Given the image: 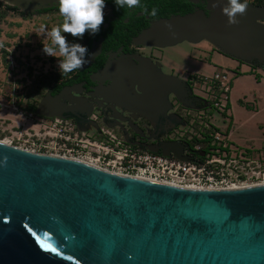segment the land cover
Segmentation results:
<instances>
[{
  "label": "water",
  "instance_id": "95a60500",
  "mask_svg": "<svg viewBox=\"0 0 264 264\" xmlns=\"http://www.w3.org/2000/svg\"><path fill=\"white\" fill-rule=\"evenodd\" d=\"M225 2L204 0L191 12L154 19L132 43L207 40L237 59L264 63V7L248 6L229 24ZM156 31L162 36L149 35ZM173 80L168 93L183 101L184 81ZM59 96L46 92L36 112L77 121L59 110ZM83 112L87 118L91 111ZM150 149L182 157L174 142ZM0 264H264V184L188 188L0 143Z\"/></svg>",
  "mask_w": 264,
  "mask_h": 264
},
{
  "label": "built area",
  "instance_id": "2783aa9c",
  "mask_svg": "<svg viewBox=\"0 0 264 264\" xmlns=\"http://www.w3.org/2000/svg\"><path fill=\"white\" fill-rule=\"evenodd\" d=\"M228 72L209 79L204 95H193L200 106H186L177 97L170 103L168 121L158 130L151 125L147 143L132 142L91 110L87 119L96 132L81 128L70 116H43L17 111L13 125L3 127L0 141L29 152L75 159L104 171L196 189L235 188L264 184V149H240L230 134L214 124V115H229L231 88ZM204 87V86H203ZM225 120L227 117L224 118ZM146 138V137H145ZM174 142L181 158L150 147Z\"/></svg>",
  "mask_w": 264,
  "mask_h": 264
},
{
  "label": "rangeland",
  "instance_id": "374dc122",
  "mask_svg": "<svg viewBox=\"0 0 264 264\" xmlns=\"http://www.w3.org/2000/svg\"><path fill=\"white\" fill-rule=\"evenodd\" d=\"M33 1V2H32ZM29 2L30 9H23L18 5L6 0H0V125L8 127L13 125V120H17V111L22 108L26 111H36V107L50 88L60 81L68 78L73 72L65 73L58 67V60L62 57L49 56L44 53L43 45L47 46L51 42L48 35L55 26L62 25L65 22L64 16L60 13L59 7H56L55 1L51 0H32ZM258 0H246L248 6H261ZM54 5L44 7L46 5ZM108 8H104V15ZM264 24V19L261 20ZM156 37L162 36L157 32ZM68 40L86 45V40L90 34L86 31L83 39L73 37L65 33ZM99 43V42H98ZM141 50L142 53L149 54L150 47L147 46ZM154 47V46H153ZM160 48L163 61L167 65L159 69L160 73L169 76V68L175 65L178 76L172 74V77L184 81L179 92L187 95L184 98L186 106H200L203 102L193 95H204L208 90L209 79H215L216 74H225L228 72L231 88V104L229 115H214V124L221 130L230 134V139L240 149L251 146L255 149H264V63L257 59L240 60L233 56L223 53L217 46L207 40L197 42L180 41L171 47ZM154 53H157L154 51ZM215 53H220L229 60L235 62L234 67L219 66L214 61ZM152 62L161 68L160 58L152 56ZM161 64V65H160ZM232 62L226 65H231ZM215 66L213 69L212 67ZM251 73L260 84L255 87L253 82L235 77L242 73ZM242 75V74H240ZM204 86V87H203ZM70 92H68L69 94ZM67 92L62 91L59 100L63 106L59 110L64 114L77 116L79 125L88 132H96L97 124L87 121L82 117L83 106L80 108L70 105L67 102ZM177 96L169 93V103L174 102ZM155 100L147 101L140 109L142 115H145ZM232 108V112H231ZM74 110V113L70 111ZM69 110V111H67ZM232 135L231 128L233 124ZM129 117V116H128ZM227 117L225 120L224 118ZM130 118V117H129ZM105 123V120L102 121ZM4 132L0 127V139Z\"/></svg>",
  "mask_w": 264,
  "mask_h": 264
},
{
  "label": "flooded vegetation",
  "instance_id": "af4514ba",
  "mask_svg": "<svg viewBox=\"0 0 264 264\" xmlns=\"http://www.w3.org/2000/svg\"><path fill=\"white\" fill-rule=\"evenodd\" d=\"M189 1L193 5V10L203 7L204 0ZM56 7H59V3ZM105 7L108 8V12L104 16H107L108 20L103 23L104 28L108 27L109 21L116 18L112 6L105 3ZM133 10L134 8L129 9L130 12ZM135 16L143 17L144 20L138 21L140 27H133V34L123 29L119 32V38L115 37L112 44L105 48L103 37L99 36L93 41H100L95 57L88 59L82 68L75 70L68 78L52 86L50 91L54 96L60 95L62 91L67 94L71 92L72 96L69 93L67 101L80 103L84 109L82 111L97 110L105 123L113 125L132 142L144 144L148 142L147 131L151 125H155L158 132L169 119L164 107L169 104L168 89L176 87L173 80L176 78L171 75L178 76V74L173 73L176 68L172 65L168 67L169 72H165L169 74L168 77L160 75L159 69L162 70V67L167 66L162 59V52L158 51L160 48L152 46L148 51L149 54H145L141 51L146 47L145 45L132 43L133 37L155 19L142 10L136 11ZM128 21L129 17L123 20L124 23ZM152 56L160 58L161 68L152 62ZM151 99L155 100L154 106L145 115L138 112ZM74 110L76 109L71 112L74 113Z\"/></svg>",
  "mask_w": 264,
  "mask_h": 264
},
{
  "label": "clouds",
  "instance_id": "9594fccd",
  "mask_svg": "<svg viewBox=\"0 0 264 264\" xmlns=\"http://www.w3.org/2000/svg\"><path fill=\"white\" fill-rule=\"evenodd\" d=\"M114 2L119 8L126 6L131 9L139 5L141 0H114ZM58 3L65 22L51 29L48 33L51 42L47 46L43 45V51L53 57L59 54L62 57L58 60L59 69L69 73L82 68L92 54L89 53L87 45L69 41L65 33L79 39H83L86 31L90 35L97 34L104 22L106 0H58ZM247 8L246 0H226L222 11L228 18V23L235 24L238 23V17L245 14ZM145 12L152 17L158 15L155 7L150 11L145 9ZM0 143H7V141H0Z\"/></svg>",
  "mask_w": 264,
  "mask_h": 264
},
{
  "label": "trees",
  "instance_id": "16d2710c",
  "mask_svg": "<svg viewBox=\"0 0 264 264\" xmlns=\"http://www.w3.org/2000/svg\"><path fill=\"white\" fill-rule=\"evenodd\" d=\"M106 3L112 6L113 14L116 18L112 21L108 22V27L104 28L103 24L100 26V31L95 35H90L86 40V45L88 49H90L91 44L94 40H97L99 36L103 37V45L104 48L108 47L112 44L115 37L119 38V32L123 29L134 32L133 27L139 26L138 21L143 22V17L135 16L136 11H144L148 9L149 11L155 7L158 10V15L156 17L151 18H160L167 17L173 14H185L191 12L193 10V5L189 0H141V3L134 7L133 11H129V8L126 6L123 8H119L114 0H106ZM258 4L264 5V0H258ZM146 13V12H145ZM129 17V21L124 23L123 20ZM107 16H104V22H107ZM146 24V23H145ZM144 24H141V26ZM140 27V26H139ZM130 34V35H132ZM57 88L59 86L57 85Z\"/></svg>",
  "mask_w": 264,
  "mask_h": 264
},
{
  "label": "crops",
  "instance_id": "0c3cea01",
  "mask_svg": "<svg viewBox=\"0 0 264 264\" xmlns=\"http://www.w3.org/2000/svg\"><path fill=\"white\" fill-rule=\"evenodd\" d=\"M213 58H214V61H216V64H218L219 66H221L220 63H222V66H231V67H234V65H235V62H234V61L229 60L227 57L223 56V55L220 54V53H215V55H214ZM219 62H220V63H219ZM229 62H232V64H231V65H226V64L229 63ZM214 67H215V66H213L212 69H213ZM240 74H242V75H240ZM240 74H238V75L235 77V79H240V78H242V79H244V80H249L250 82H253V85H254L255 87H257V85L260 84V82H257V81H256V78H255V76H254L253 74H251V73H245V72H242V73H240ZM262 82H264V81H262ZM231 112H232V108H231ZM232 120H233V113H232ZM233 125H234V120H233V124H232V128H231L232 135L234 134Z\"/></svg>",
  "mask_w": 264,
  "mask_h": 264
},
{
  "label": "bare ground",
  "instance_id": "6f19581e",
  "mask_svg": "<svg viewBox=\"0 0 264 264\" xmlns=\"http://www.w3.org/2000/svg\"><path fill=\"white\" fill-rule=\"evenodd\" d=\"M6 1L12 2L13 4L18 5L19 7L23 8V9H30L31 5H29V2H31L32 0H6ZM149 35L157 36V33L151 32ZM98 46H99L98 42L94 43L93 48H92V52H91L92 55L96 54V52L99 48Z\"/></svg>",
  "mask_w": 264,
  "mask_h": 264
},
{
  "label": "snow or ice",
  "instance_id": "6c2138e0",
  "mask_svg": "<svg viewBox=\"0 0 264 264\" xmlns=\"http://www.w3.org/2000/svg\"><path fill=\"white\" fill-rule=\"evenodd\" d=\"M40 243H41V246L44 247L45 249H49L53 252L56 251V249L54 247H52L50 244L44 243L43 241H41Z\"/></svg>",
  "mask_w": 264,
  "mask_h": 264
}]
</instances>
